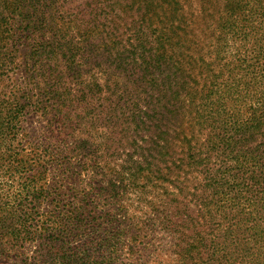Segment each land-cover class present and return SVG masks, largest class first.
I'll return each mask as SVG.
<instances>
[{
    "label": "trees",
    "instance_id": "1",
    "mask_svg": "<svg viewBox=\"0 0 264 264\" xmlns=\"http://www.w3.org/2000/svg\"><path fill=\"white\" fill-rule=\"evenodd\" d=\"M216 1L0 0V264H264V0Z\"/></svg>",
    "mask_w": 264,
    "mask_h": 264
},
{
    "label": "rangeland",
    "instance_id": "2",
    "mask_svg": "<svg viewBox=\"0 0 264 264\" xmlns=\"http://www.w3.org/2000/svg\"><path fill=\"white\" fill-rule=\"evenodd\" d=\"M88 1H90V0H74L73 3H74V5H78L79 3H86ZM214 2H216V4L219 6V3L216 0H214ZM220 15L222 16L223 13ZM219 17H220L219 15L214 16L213 17L214 21H218L217 18H219ZM208 22H210V18H209ZM212 23H215V22H212ZM7 85H8V81L6 80V75H5L3 78H1V81H0V91H2L1 89H5V90L8 89L9 87ZM33 125H35V124H33ZM122 149H124V150H122ZM129 149H132V148H130V147H128V148L121 147L120 148V150H122V151H128ZM127 196L131 200H128V201L126 200V202H123V203H124V205L130 204V206H132L133 209L130 208L128 212L122 211V213L130 216L133 219H138L140 222H142L140 220V218H141L140 215H142V212L139 213V210L142 211V207L140 206L139 208H137V205L147 204L146 194L140 195L141 196L140 201H137V199H135V198L133 199L134 196L130 193L127 194ZM107 202H108V200L105 201V203H107ZM119 206H120V203H119ZM191 215H192L191 218H189L187 222H184V225H182V226L186 227V228L193 229L194 231L198 232L199 227H200L199 226L200 220L196 217L195 214H191ZM148 223H151V222H149V220H147L145 224H148ZM144 229H146V228H144ZM146 230L150 231L149 237H148L149 239L147 242H145L144 245H140V247L142 249H140L139 251H142V253H143L144 257H146V259L148 258L146 261V264H158L159 262H160V264H163V259H164V250L163 249H165V247L158 244L159 243L158 240L160 238L161 233L159 231L151 232L150 229H146ZM156 230H158V229H156ZM185 240H186V235H184V237H182V240H181L182 245L185 243ZM188 253L192 254V252L190 250H188ZM185 258H186V261L184 259L183 262L187 263V261H188L190 264H193V261H194L193 258L192 259H189V257H185ZM180 264H183V263H180Z\"/></svg>",
    "mask_w": 264,
    "mask_h": 264
}]
</instances>
